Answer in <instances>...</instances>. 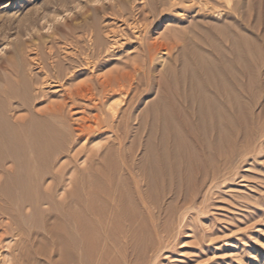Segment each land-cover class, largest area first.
<instances>
[{
  "label": "rangeland",
  "instance_id": "obj_1",
  "mask_svg": "<svg viewBox=\"0 0 264 264\" xmlns=\"http://www.w3.org/2000/svg\"><path fill=\"white\" fill-rule=\"evenodd\" d=\"M141 1L144 0H0V90L6 86V82H12L16 78L17 65L22 66L27 74H36L39 68H36L38 66L33 58H36L38 52L43 60L53 61L56 65L68 66L78 60L84 62L79 73L70 81L60 84L55 82L53 86L47 87L46 101L38 104V107L61 104L72 90H77L80 86L87 88L107 79L122 81L121 74L132 70L133 65L143 58L139 42L136 39L130 41L126 36L128 33L131 39L136 37L132 33L137 29L133 28V20L130 19L132 13L142 17L139 13ZM157 1L166 2L167 8L172 2L176 5L168 12L158 14L147 35L151 40H178L179 34L190 31L189 36L196 46L191 45L185 53L187 55L184 54L187 62L193 66L194 56L189 51L200 49V58L210 66L211 71L214 70L207 74L210 82L203 81L208 98L205 97L207 102L203 100L202 106L207 104L204 105V110L211 116L206 117L199 125L194 116L191 118V109L185 108L181 102L175 87L177 73L181 69L180 60L174 63L169 58L164 61L157 59L153 65L145 66L141 82L139 79L138 82L135 81L139 83L137 86L141 90L139 100L132 105L121 104V115L118 114L114 119L110 116L109 127L103 128L101 133L86 142L80 141L73 148L78 152L77 165L81 170L92 156H95L93 159L99 168L101 165L98 159L110 142L113 145L110 159L113 157L114 163L106 166L103 164L97 178L100 182L103 181L104 189L108 186L107 191L110 188L109 177L116 179L115 189L104 193L99 199L96 197V210H100L99 213L102 210L103 214L96 213L94 217L88 256H78L74 264H264V0H201L208 3V7L200 10L196 5L191 11L184 10L185 3L188 5L189 1L183 4H177L178 1L175 0ZM157 12H160V8ZM178 16L182 19L177 20ZM167 23L171 26L166 25ZM184 23L186 30L183 29V32L166 28L178 27ZM199 24H204L205 27L202 29L203 26ZM96 29L102 38L110 40L112 37L119 39L120 43L108 54H102L101 61L96 59L95 64L86 65L82 61L86 58L79 53L85 47L88 49L90 34ZM178 50L181 49L171 51L173 61L181 54ZM182 55L183 53L181 57ZM170 65L173 66V73H166ZM222 81L223 85L220 84ZM160 83L163 85L160 97L163 101L167 97V119H162V110L157 109L159 122L152 126L153 130L148 125L138 131L135 117L143 114L148 105L158 98L155 90ZM216 88L221 89L220 97L215 94ZM225 95H230L227 96L229 99H224ZM121 98L124 96L111 93L107 107L118 103ZM219 100L222 101L221 106L226 108L220 106ZM227 100L230 102H225ZM212 101H216L215 108L209 106ZM194 103L193 107L198 111L199 100ZM217 107L221 108L216 111ZM71 112L77 123L82 122L85 117L100 113L92 107V103L81 99ZM213 112L218 113L219 118ZM129 115H132L130 119ZM123 118L127 122H121ZM214 121L218 122L219 128ZM124 124L129 125L125 130L122 129ZM118 128L125 132L123 148L127 150L125 154L131 156L130 160L135 159V168L144 159L147 161L144 164L142 162V165L145 167L148 164V169L154 156V163L159 165L160 171L162 158L169 163L166 165L169 169L166 167V170L163 169L158 174L157 185L144 192L143 200H138L135 195L134 180L128 175L123 177L118 166L115 167V164L121 165L120 155L117 153ZM174 129L176 134L173 133ZM172 134H175L176 142ZM142 137L149 140L142 144V140H145ZM160 137L167 140L166 143ZM158 138L164 141L163 144ZM176 143H180L182 147H178ZM143 145L146 150L147 147L151 148L144 153L147 154L144 158L141 156L145 151ZM132 147L135 152L130 154L128 149ZM169 148L174 154L176 151L178 154L173 156ZM161 154L167 157H159ZM63 160L65 159L62 158L60 163ZM84 173L88 174L87 171ZM112 204H115V209ZM45 213L46 223H53L52 214ZM110 216L117 219L112 221ZM102 223H106V226ZM35 236L36 234H32L30 237ZM16 238L19 239L20 236L3 238L0 250L4 257H10L11 254L7 251L14 250ZM37 239L35 237V241ZM30 243L28 245L31 250ZM43 248L50 250L51 245L44 244Z\"/></svg>",
  "mask_w": 264,
  "mask_h": 264
},
{
  "label": "bare ground",
  "instance_id": "obj_2",
  "mask_svg": "<svg viewBox=\"0 0 264 264\" xmlns=\"http://www.w3.org/2000/svg\"><path fill=\"white\" fill-rule=\"evenodd\" d=\"M176 1H178L177 4H183L186 1H189L190 4L188 3L187 5L185 3L186 5L184 7L185 11H191L192 9H194L196 5H198L200 10H205V8L208 7L209 5L208 3L207 5L204 1H202L203 5H201L202 3L201 0L200 2L195 0H175V2ZM210 2L211 1H209V3ZM218 2L221 1L219 0ZM158 3L160 4L159 7H158ZM166 5L167 3L164 1L160 2L157 0H144L143 2L141 1V9L139 12L141 13L140 15H142V17H139L134 13L131 14L130 20H133V24H134L133 28L137 29L135 31L132 30L133 31L132 34H134L136 37L134 36L135 38L131 39L130 38L131 35L128 33H126V36L127 38L130 39V41L136 39L139 42V51L142 54L143 58L141 62L135 63L133 65L132 70L126 71L125 73L121 74L122 76L120 78L122 79V81L107 79L105 81L100 82L98 85L89 86L87 88H85L84 86H80L78 87L77 90H72V92L67 96L66 99L63 100V102H61V104L54 103L52 105L49 104L45 107H38V104L46 101L47 87L53 86L55 82L56 84H60L63 81H70V79L74 78V76H76L79 73L82 66H84V62H80L78 60L81 59L80 57H74V58H78L77 63L72 62V64H68V66H63L62 64L56 65L55 63H52L53 61L46 62L45 60H43L42 57H40L39 55L40 52H38L36 58H33V60L35 59L34 61L38 66L36 68H39L37 70L38 72L36 74H27L22 66L17 65V67L15 68L16 78L12 82L11 81L6 82V86L0 90V230H1L0 248L2 247L1 243L3 242L4 237L20 236L19 239L17 238L16 240L14 239L15 240V244H13L14 250L12 252L7 251L8 253L11 254L10 257L8 258L4 257V255L0 250V264H74L78 256H82V255L88 256L89 240L94 226L93 225L94 224L93 221L95 220L94 217L96 216V213L103 214L102 210L101 213H99L100 210H98L99 212L96 210L95 207L96 197L99 199L100 196H103L108 191L110 192L112 189H115L114 184L116 179L114 177L109 175L110 182L108 183V185H110V188L108 191H107L108 186L106 187L107 189L106 188L104 189V183H102L103 181L100 182L99 179L97 178V175L101 173V166L103 164L104 166H106L107 164L114 163V160H112L113 157H111L110 159L113 145L111 146L109 142L108 143L109 145L107 146L106 150L104 152L102 150L103 153L100 155L98 159L101 165L99 166V168L95 165V161H94L95 156L94 157L92 156L91 158H89L88 164H86V166L83 167V170H81L77 165L78 152H75L73 148L80 141L86 142L90 140V138H93L97 134L101 133L103 131V128L109 127L110 116L113 119L118 117V114H120L119 111L122 108L121 104L124 103L126 105L127 103L128 105H132L139 100L140 98L139 95L141 90H140V86H137L139 85V83L137 82L138 79L141 82L142 79L141 73H145L146 71L145 66L153 65V63L157 59L164 61L165 59L169 58L174 63L180 60L181 69H179V72L177 73L175 87L177 89L178 96L181 98V102L183 103L185 108L191 109V114H192L191 118L194 116L195 119H197L199 125H201L200 123H203L204 119L210 115V113L207 114L204 110L205 108L204 105L207 104H203L202 106L203 100L205 99V97H207L205 94L203 81L204 83L205 82L209 83L210 81L207 78V74L212 73L214 70L211 71L210 66L206 64L202 58H200L201 56L200 54L201 51H199L200 49L199 50L192 49L189 51L194 56L193 59L194 65L192 66L190 63L187 62L185 56L187 55L185 54L188 51L187 49H190L191 45L196 46V44H194L193 42L194 41L193 38L189 36L190 31L188 33H181L182 35L179 34L178 40L166 39L163 41L157 38L151 40L147 35L149 27L152 24H154V19L158 16V14L159 13L161 14L163 12H168L171 8H173L176 5V3L172 2L171 5H169V8H167ZM159 8H160V12H157ZM196 10L198 11L197 8ZM220 14L221 13H219V15ZM178 19H182V18L179 17L177 18V20ZM223 20L225 21V19ZM166 22H168V20ZM170 23H167L166 25L169 26ZM219 24L220 23H218V25ZM221 24L224 25V23ZM184 25L186 24L184 23L178 27L166 26V28L170 30H173L174 28V30L176 31L183 32V29H185ZM204 27L205 26H203L202 29ZM113 32L114 35H116L115 31ZM90 35H91L89 39L90 45L88 49L86 47L84 50L81 49L82 51L79 49L80 50L79 54L82 53V57L86 58V59H82V61H85L86 65L90 63L95 64L96 59L100 60L102 54L103 55L108 54V52L111 49H113L114 46L120 43L119 39H115V38L112 39V37H111L112 40L111 39L108 40L107 38L106 39L102 38L97 29L94 30V32H91ZM198 46L200 45L198 44ZM178 48L181 49L178 51H180L181 54L183 53V55L181 57L180 54L179 58H175V60L173 61L174 58H171L172 57L171 51L173 49H178ZM162 50H165L166 52ZM83 53L85 54V56H83ZM104 58H106V56ZM172 65H170L169 68L166 69L167 70L166 73H173ZM136 80L137 82H135ZM173 81L170 82L173 83ZM212 82H214V80ZM220 84L223 85V81L222 83L220 82ZM158 85L159 88L155 90V92L157 91L156 93L158 98L156 97L157 99L154 102L150 103V105H148L146 111L143 112V114L135 117V120L137 121L136 123L137 125L135 124V126H136V130L138 131L147 128L148 125H149L148 127H150V125L152 127L154 124L159 122V117L156 114L157 109L162 110V119L163 118L165 120L167 119V110H166L167 108L165 107L167 97H164V94L166 93L162 95L165 98L164 100L165 102H164L163 99L160 97L161 95L160 90L162 91L163 85L162 83ZM222 87L224 86H221V88ZM229 89L230 88H228L227 90L228 93H230L229 91H231ZM111 93L123 95L124 98H121V100L118 103L112 105L110 104V106L107 107L108 104L107 101L110 100V99L108 100V98L110 97ZM215 94L218 96L221 95V89L216 88ZM211 96L213 97L214 94ZM227 96L229 97L230 95H225L224 96L225 98L224 97L223 98L229 99ZM79 99L92 103V107L96 110H99L100 113L93 116L85 117L83 121L80 123L75 122L71 110L73 107H75ZM198 100L200 103L199 105L196 104V106L198 105V111H197V109L195 110L193 106L195 105L194 102L196 101L198 102ZM218 102L220 103L222 101L219 100ZM218 102L217 104H219ZM225 102H228V100ZM221 104L222 103H220V106ZM214 105H216V101L215 102L212 101V103L210 102L209 106L211 107L213 106V108H215ZM222 106L226 108L224 105ZM227 106L231 108V106L229 105ZM218 108L219 107H217L216 111L220 109ZM217 114L218 113L215 112L214 114L213 112V115L217 116ZM185 115L189 117L188 114ZM131 116L132 115H129V119L131 118ZM217 117L216 120L219 118ZM124 121L127 122L125 118H123L121 122ZM197 121L195 120V123H197ZM183 122L185 123V121ZM215 123L216 122L214 121V124ZM127 124H129V121ZM216 124L218 125V122ZM126 126L129 125L124 124L122 129L124 128L126 129ZM217 128H219V125ZM120 130L121 128H118V131L116 133V138L119 139V144L117 146V153L120 155L121 165L119 166L115 164V167L117 168L118 166L119 170H121V174L123 177L125 175H128L134 180L135 195L138 200H143L144 192H148L149 190L153 189V186L157 185L158 174H160L161 171L163 172V169H165L166 167L167 168L169 167L166 166L169 163L165 162V159L162 158L163 155L166 156L167 153L165 152L166 155L161 154L162 156H159L163 160V162H161L162 166L160 165L162 167L161 171L159 165L154 163V160H156L155 156L154 158L151 159V160L154 159L152 161L154 164L150 162L151 164L150 166H148L147 169L146 166L148 164L145 165V167H143L144 165H142V162L144 164V162L147 161L143 159L144 158L143 156L147 155V154L144 155V153L151 148L147 147L148 149L146 150L144 149L145 145H143L142 148L145 151H143L142 153L143 155H141L143 158L140 159H143L144 161L140 160L142 162L138 164V165L141 164L142 167L140 165L138 166V168L137 167L135 168L136 166L134 165L135 159L130 160L131 156H127L129 154L127 155L125 154L126 153L125 151H127L126 149L123 148L125 132H123V130H121L120 132ZM151 130H153V127L151 128ZM160 130L161 132L163 131L162 129ZM175 131L176 130L174 129L173 133L176 134ZM175 134L174 135L172 134L175 138V139L173 138L174 141L176 140ZM137 137L139 136L137 135ZM178 137L180 136L178 135ZM204 138L206 137L204 136ZM142 139L145 138L142 137ZM146 140L149 139L147 138L145 140H142V144L145 143ZM160 140L158 138V141L160 143L165 141L164 139H163L164 141L163 140L160 141ZM137 144H138V140H137ZM179 145L181 146L180 143ZM179 145L177 144L178 147H180ZM170 147L172 148V145ZM163 148L167 149L166 145H163ZM171 148L169 149L172 150ZM159 150L164 152V150L161 149ZM128 151H130V154H132L135 152V149L134 147H132L128 149ZM176 152L175 154L177 155L178 153ZM160 153L161 152H159V154ZM151 154L152 156L149 153V155L153 157L154 153L152 152ZM171 154L172 153H170V155ZM175 154L173 152V156ZM95 155H99V154H95ZM122 156L123 158H121ZM62 158L65 160L61 161L60 163V160H62ZM172 165H174V163L171 160V166ZM86 171L88 174L84 173ZM120 188L121 187H119V189ZM117 197L119 196L117 195ZM122 203L123 202L121 201V205ZM112 205L113 208L115 209L116 208L115 204ZM45 206L47 208H45ZM100 206L99 208L102 207ZM45 211L49 212L47 213L49 215L52 214L53 217L51 216V219L53 220V223H49V224L46 223L47 216ZM110 214L114 215L113 213ZM117 215L118 214H116V216ZM110 217L112 218V216ZM116 219L117 218H114L112 221H115ZM101 220L105 222L108 221L106 219L105 220L101 219ZM102 224H105L104 226H106V223H102ZM32 234H36L35 237L38 238L37 241H35V237L33 238L30 237ZM28 237H30L31 240L27 239ZM29 242H31L30 243L32 246L31 250H30V246L28 245ZM48 243L49 245H51L50 250H46L45 248H43V245ZM8 247L10 248L9 245ZM56 255L58 257L54 258V256Z\"/></svg>",
  "mask_w": 264,
  "mask_h": 264
}]
</instances>
